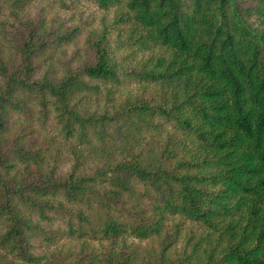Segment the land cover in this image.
I'll return each mask as SVG.
<instances>
[{
    "label": "trees",
    "instance_id": "obj_1",
    "mask_svg": "<svg viewBox=\"0 0 264 264\" xmlns=\"http://www.w3.org/2000/svg\"><path fill=\"white\" fill-rule=\"evenodd\" d=\"M30 1L0 0V256L39 263L32 215L54 211L72 235L109 242L104 259L74 251L65 264H131L126 238L162 235L176 216L147 264H264V0H92L145 53L130 74L166 84L160 99L128 95L113 108L80 106L119 82L110 29H93L80 69H58L55 49L76 27L25 17ZM34 109L69 143L67 170L48 162L32 129L11 132L13 113ZM143 130L164 136L137 149ZM90 158L100 163L92 174ZM186 221L202 230L171 257Z\"/></svg>",
    "mask_w": 264,
    "mask_h": 264
},
{
    "label": "rangeland",
    "instance_id": "obj_2",
    "mask_svg": "<svg viewBox=\"0 0 264 264\" xmlns=\"http://www.w3.org/2000/svg\"><path fill=\"white\" fill-rule=\"evenodd\" d=\"M21 14L28 18H44L46 24L58 26L61 29L76 27L75 36L68 42L62 43L55 49L54 65L58 69L72 67L80 69L85 61H90L91 50L88 38L92 35L93 29L100 30L106 26L110 29L109 42L117 62L119 82L110 85V83H101L99 91H91L81 101L80 106H91V108H113L118 107L128 95H138L145 98L155 97L160 99L166 90L165 83H141L132 74L140 61L141 56L145 53L133 51V48L126 44L124 34L125 24H117L115 12L113 9H102L92 0H66V3L57 0H31L24 8ZM97 81V80H96ZM35 109L22 113H13L11 118V132L14 133L21 126L26 125L32 136L37 137L36 146H40L42 151L47 153L48 162L56 164L58 169L67 170L71 166V154L67 149L68 142L64 143L55 126L52 115L45 121L41 122L36 117ZM31 122L32 124H29ZM25 123V124H23ZM143 130L140 136L143 138L141 145L135 144V148L146 150L152 143L155 136H164V132H154ZM116 136L122 138L123 133L117 131ZM112 142L113 140H109ZM118 148L115 143L110 148L113 151V157L118 156ZM100 165L94 158L87 160L84 169L87 173H93ZM47 217L33 214L32 219L39 225V228L33 232L31 242L32 251L41 256V261L37 264H65L71 257V253L80 251L82 256L87 259L86 255L96 254L95 259L105 258L108 253L109 242L102 239L86 240L76 237L68 231V226L58 213L47 211ZM180 221L179 218H170L166 224L164 234L170 238L174 223ZM180 228L177 240H173L169 248L170 256H178L185 243L187 232L196 230V237L199 236L202 228L198 230L197 224L186 221ZM181 226V225H180ZM75 228V226H74ZM3 226L0 223V232ZM164 234L153 235L148 238L137 239L133 237L126 238L124 250L130 252L131 264H147L146 261L159 253L161 243L164 241ZM85 242V244H84ZM206 246V242L200 244L199 250ZM1 252V249H0ZM202 253V252H201ZM202 257V254H201ZM47 258V260L45 259ZM88 260V259H87ZM0 264H21L17 259L0 256ZM96 264H100V261Z\"/></svg>",
    "mask_w": 264,
    "mask_h": 264
}]
</instances>
